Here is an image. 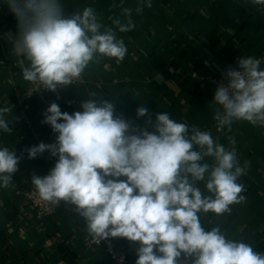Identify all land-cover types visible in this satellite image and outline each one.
Returning a JSON list of instances; mask_svg holds the SVG:
<instances>
[{"label":"clouds","instance_id":"9594fccd","mask_svg":"<svg viewBox=\"0 0 264 264\" xmlns=\"http://www.w3.org/2000/svg\"><path fill=\"white\" fill-rule=\"evenodd\" d=\"M5 3L18 21L14 51L28 62L23 79L39 89L73 84L104 57L122 62L127 48L116 30L125 33L135 26L129 8L123 10L126 22L113 20L114 29L103 25L90 6L65 17L60 0ZM251 3L264 6V0ZM145 6L150 8L151 0H140L136 12ZM237 63L238 70L227 71L228 83L219 85L211 103L218 106L217 131L231 130L240 120L264 127L261 60L241 57ZM81 108L69 114L52 103L43 123L58 133L56 142L27 150L29 159L45 151L58 157L48 175L32 177L42 200L74 206L98 243L108 237L138 243L136 264H177L182 253L194 257L193 264H264V253L251 244L227 238L219 226L210 231L201 226L202 213L230 214L231 205L246 199L238 180L248 163L240 165L234 140L226 148L211 132L177 122L166 112L155 122L149 116L146 128L154 131H140L115 115L111 100L89 98ZM11 111L0 107V131L11 133L6 118ZM148 114L146 106L137 109V117ZM19 159L15 150L0 148V187L10 186Z\"/></svg>","mask_w":264,"mask_h":264},{"label":"crops","instance_id":"0c3cea01","mask_svg":"<svg viewBox=\"0 0 264 264\" xmlns=\"http://www.w3.org/2000/svg\"><path fill=\"white\" fill-rule=\"evenodd\" d=\"M60 2L65 17L90 6L103 25L114 29L113 20L126 22L123 10L129 8L135 26L125 33L116 30L127 48L122 62L104 57L90 64L82 80L66 89L62 102L42 93L28 100L23 94L31 83L22 75L28 62L14 51L18 21L0 0V107L12 109L6 117L12 131H0V148L15 150L20 158L10 186L0 187V264H57L61 259L112 264L101 248L84 245L89 233L74 206L65 203L56 216L40 219L20 193L34 175H48L58 159L49 151L34 159L28 156L31 147L56 142L58 133L43 123L47 108L56 103L62 112L73 114L82 111L81 104L89 98L111 100L115 115L140 131H154L146 128L149 116L155 122L157 114L166 112L177 122L211 132L226 148L234 140L240 165L248 163L238 180L246 199L231 205L230 214L202 213L201 226L205 231L219 226L227 238L243 240L264 253V127L240 120L231 130L217 131L218 106L211 104L216 89L208 85L201 90L191 76L195 71L214 75L223 68L233 69L241 57L264 55V6L251 0H151L152 6L138 14L140 0ZM143 106L149 108L148 116L137 117ZM197 186L204 191L203 182ZM116 244L136 264L139 244L122 237H116Z\"/></svg>","mask_w":264,"mask_h":264},{"label":"built area","instance_id":"2783aa9c","mask_svg":"<svg viewBox=\"0 0 264 264\" xmlns=\"http://www.w3.org/2000/svg\"><path fill=\"white\" fill-rule=\"evenodd\" d=\"M258 59L261 60V64H264V55L259 57ZM239 59H237L238 62ZM238 64L233 69L238 70ZM230 69L223 68L220 69L214 75H205L199 72L191 73L192 78L196 81L198 87L203 90L208 87V85H212L217 89L220 84H227L228 80L226 79V73ZM83 77V76H82ZM82 77L73 84H70L65 87H57L55 91L47 90V89H39L38 85L32 84L30 88L24 92L23 98L24 99H32L36 93H42L48 97H52L55 101L62 102L64 100V93L67 88L70 86L78 84ZM39 89V90H38ZM217 123V121H216ZM21 195L24 197L25 201L29 206H31L37 213V216L42 218H50L57 215L61 207L65 204V202L61 201L59 205H51L49 202L42 200L39 197V194L35 188V186L30 182L26 189L20 192ZM84 245L87 248L98 247L101 248L105 254L109 256L112 261V264H131L128 254L125 251H122L117 248L116 244V237H108L106 239L100 240V242H96L92 236L89 234L84 238ZM194 257H185L184 254L178 259L177 264H193ZM57 264H72L69 261L64 259L58 260Z\"/></svg>","mask_w":264,"mask_h":264}]
</instances>
